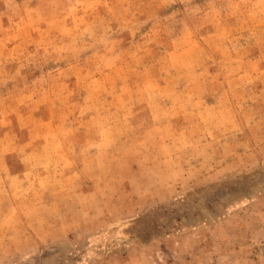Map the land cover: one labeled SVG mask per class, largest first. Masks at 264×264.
I'll return each mask as SVG.
<instances>
[{"label": "rangeland", "instance_id": "rangeland-1", "mask_svg": "<svg viewBox=\"0 0 264 264\" xmlns=\"http://www.w3.org/2000/svg\"><path fill=\"white\" fill-rule=\"evenodd\" d=\"M0 264H264V0H0Z\"/></svg>", "mask_w": 264, "mask_h": 264}]
</instances>
